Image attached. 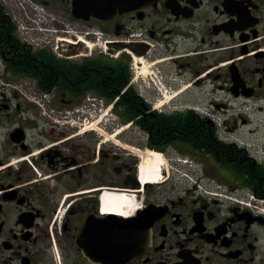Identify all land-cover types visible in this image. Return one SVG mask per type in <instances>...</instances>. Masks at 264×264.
<instances>
[{
  "label": "flooded vegetation",
  "instance_id": "1",
  "mask_svg": "<svg viewBox=\"0 0 264 264\" xmlns=\"http://www.w3.org/2000/svg\"><path fill=\"white\" fill-rule=\"evenodd\" d=\"M90 1L0 0V264H264V0Z\"/></svg>",
  "mask_w": 264,
  "mask_h": 264
},
{
  "label": "bare ground",
  "instance_id": "2",
  "mask_svg": "<svg viewBox=\"0 0 264 264\" xmlns=\"http://www.w3.org/2000/svg\"><path fill=\"white\" fill-rule=\"evenodd\" d=\"M142 162L140 163L139 177L143 181L155 182L161 179L162 170L166 166L165 157L155 149H146L141 152ZM112 195V194H111ZM114 196V193L113 195ZM105 197V196H104ZM104 201V200H103ZM106 210H116L124 214V208L129 205L130 200L125 195H115L105 198Z\"/></svg>",
  "mask_w": 264,
  "mask_h": 264
},
{
  "label": "trees",
  "instance_id": "3",
  "mask_svg": "<svg viewBox=\"0 0 264 264\" xmlns=\"http://www.w3.org/2000/svg\"><path fill=\"white\" fill-rule=\"evenodd\" d=\"M6 25V30L5 32L7 33H12L13 30L15 29L14 25H12L11 23L7 24L5 22ZM18 45H23L18 44ZM115 96V95H113ZM118 115L123 116L125 118V121H129L130 118H133L135 116H137V110L135 108H130V109H123V108H119V109H114ZM132 111V112H131ZM189 116L186 113H177V114H173V116H168V115H164L161 117L160 119V125L162 126V128H176L179 131L184 132V129H186L189 125ZM144 125H148V126H156L155 125V120H153V118L150 120H146L144 122ZM178 140L182 143H188V139L186 134L182 135L179 133L178 135Z\"/></svg>",
  "mask_w": 264,
  "mask_h": 264
},
{
  "label": "rangeland",
  "instance_id": "4",
  "mask_svg": "<svg viewBox=\"0 0 264 264\" xmlns=\"http://www.w3.org/2000/svg\"><path fill=\"white\" fill-rule=\"evenodd\" d=\"M24 11V10H23ZM22 22V21H21ZM22 24V23H21ZM24 24V23H23ZM107 117H105V118H109L110 117V119H115L116 117L113 115V114H110V113H108L107 115H106ZM124 130H126V129H124ZM127 130H129L130 132L131 131H136L137 129H135V128H129V129H127ZM123 131V130H122ZM189 174V173H188Z\"/></svg>",
  "mask_w": 264,
  "mask_h": 264
},
{
  "label": "water",
  "instance_id": "5",
  "mask_svg": "<svg viewBox=\"0 0 264 264\" xmlns=\"http://www.w3.org/2000/svg\"><path fill=\"white\" fill-rule=\"evenodd\" d=\"M95 1L96 0H91L90 1V8H92V10L94 11V9H95ZM108 12H106V13H104V14H107ZM93 15H95V16H97V14L94 12V14Z\"/></svg>",
  "mask_w": 264,
  "mask_h": 264
}]
</instances>
